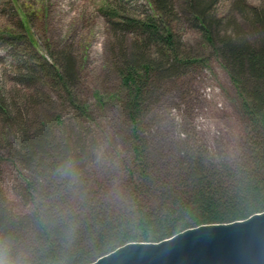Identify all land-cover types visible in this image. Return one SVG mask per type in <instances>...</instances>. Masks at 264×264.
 <instances>
[{
	"label": "trees",
	"instance_id": "trees-1",
	"mask_svg": "<svg viewBox=\"0 0 264 264\" xmlns=\"http://www.w3.org/2000/svg\"><path fill=\"white\" fill-rule=\"evenodd\" d=\"M148 1L156 14L137 18L115 8L110 20L123 50L114 65L120 91L110 95L109 107L125 117L128 147L125 154L116 152L122 166L117 179L101 161L103 144L111 141L108 131L75 91L78 60L67 49L51 60L37 55L39 44L25 22L33 47L15 57V79L30 91L0 95V264H89L128 242H158L264 211V8L242 9L252 36L242 27L220 36L219 22L209 16L211 4L190 0L189 9L236 85L247 139L232 155L189 135L177 141L172 155L156 160L147 120L166 85L181 79L195 59L182 54L172 28L179 19L173 0ZM128 36L133 43L125 50ZM43 84L61 101L51 95L45 101ZM4 158L17 171L14 190L29 211L9 202L1 178Z\"/></svg>",
	"mask_w": 264,
	"mask_h": 264
},
{
	"label": "rangeland",
	"instance_id": "rangeland-1",
	"mask_svg": "<svg viewBox=\"0 0 264 264\" xmlns=\"http://www.w3.org/2000/svg\"><path fill=\"white\" fill-rule=\"evenodd\" d=\"M207 1L211 4L209 16L219 22L215 28L220 36L232 34L236 27H242L252 36L242 9L244 6L264 8V0ZM173 2L179 19L172 28L181 38L182 54L195 62L181 79L166 85V95L153 107L147 120L149 152L156 160L170 156L177 148V141L190 135L213 151L220 149L235 155L247 139L236 85L189 9L190 0ZM115 8L116 13L137 18L156 14L148 0H0V95L11 97L29 90L17 85L15 79V57L29 53L33 47L25 26L28 22L39 44L35 48L37 55L51 60L53 55L56 57L67 49L78 60L80 78L75 91L80 101L87 103L96 122L108 131L110 139L106 135L102 137L111 141L103 144L101 161L113 179L119 178L122 167L116 152L125 154L128 148L125 117L119 112L111 113L109 107L110 95L120 91L114 65L123 50L110 29ZM169 21L166 19V24ZM126 40L125 50L133 43L131 36ZM39 89L44 92L45 101L49 95L55 102L61 101L50 86L43 84ZM96 94L101 95L104 106L101 107ZM47 103L49 106L50 102ZM105 110L108 115L104 118ZM93 127L99 136L98 128ZM1 172L13 209L29 211L30 205L18 198L14 190L17 171L10 160H1Z\"/></svg>",
	"mask_w": 264,
	"mask_h": 264
},
{
	"label": "water",
	"instance_id": "water-1",
	"mask_svg": "<svg viewBox=\"0 0 264 264\" xmlns=\"http://www.w3.org/2000/svg\"><path fill=\"white\" fill-rule=\"evenodd\" d=\"M89 264H264V211L158 242H128Z\"/></svg>",
	"mask_w": 264,
	"mask_h": 264
}]
</instances>
